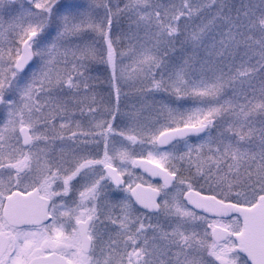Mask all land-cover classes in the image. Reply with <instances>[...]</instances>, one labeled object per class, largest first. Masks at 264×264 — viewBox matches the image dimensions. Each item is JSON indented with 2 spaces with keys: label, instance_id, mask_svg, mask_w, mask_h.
Returning <instances> with one entry per match:
<instances>
[{
  "label": "snow or ice",
  "instance_id": "6c2138e0",
  "mask_svg": "<svg viewBox=\"0 0 264 264\" xmlns=\"http://www.w3.org/2000/svg\"><path fill=\"white\" fill-rule=\"evenodd\" d=\"M0 112V264H264V0H0Z\"/></svg>",
  "mask_w": 264,
  "mask_h": 264
},
{
  "label": "rangeland",
  "instance_id": "374dc122",
  "mask_svg": "<svg viewBox=\"0 0 264 264\" xmlns=\"http://www.w3.org/2000/svg\"><path fill=\"white\" fill-rule=\"evenodd\" d=\"M24 2H25V4H26V0H24ZM123 2H124V0H111V3L112 4H116V3H120V5H121V7L123 6ZM12 8H14V9H19L20 8V3L19 2H17V3H15V4H13L12 6H11ZM15 14V13H14ZM129 61H125V63H128ZM100 67V69L102 70L103 69V66H99ZM95 74V73H94ZM107 88V85L105 84V85H103V89H106ZM102 89V90H103ZM125 91H127V89H125ZM161 97H157V99H160ZM122 101H123V97H122ZM124 103H128V104H130V103H132V102H134L133 100H132V98L130 97L129 98V100H127V101H123ZM3 118H4V113L3 112H0V120H3ZM198 141H193V143H197ZM42 147H43V145H41ZM153 183H155V181H153Z\"/></svg>",
  "mask_w": 264,
  "mask_h": 264
},
{
  "label": "flooded vegetation",
  "instance_id": "af4514ba",
  "mask_svg": "<svg viewBox=\"0 0 264 264\" xmlns=\"http://www.w3.org/2000/svg\"><path fill=\"white\" fill-rule=\"evenodd\" d=\"M155 181V180H154Z\"/></svg>",
  "mask_w": 264,
  "mask_h": 264
}]
</instances>
